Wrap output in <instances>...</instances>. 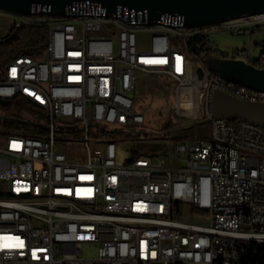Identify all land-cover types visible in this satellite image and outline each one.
<instances>
[{"label":"built area","instance_id":"1","mask_svg":"<svg viewBox=\"0 0 264 264\" xmlns=\"http://www.w3.org/2000/svg\"><path fill=\"white\" fill-rule=\"evenodd\" d=\"M48 11H0L10 34L48 30L44 54L11 60L0 79V102L20 96L44 124L33 137L0 133V264H264V132L211 115L214 91L254 103L264 95L227 86L190 44L258 32L264 14L187 28L181 15L150 25L147 10L109 13L91 2H74L63 18L41 15ZM140 34L150 48H139ZM255 51L245 43L227 59L264 70V51ZM144 74L170 77L176 116L198 122L205 112L209 138L136 140L144 117L131 95ZM182 203L201 223L174 218Z\"/></svg>","mask_w":264,"mask_h":264},{"label":"water","instance_id":"2","mask_svg":"<svg viewBox=\"0 0 264 264\" xmlns=\"http://www.w3.org/2000/svg\"><path fill=\"white\" fill-rule=\"evenodd\" d=\"M79 1L101 4L109 13L116 12L119 6L147 10L150 25L155 24L163 14H177L184 17L187 28L207 27L222 22L237 23L242 18L264 14V0H0V11L33 16L32 9L42 6L47 7L49 11L41 15L63 18L66 8ZM16 34L17 32H14L11 38ZM206 66L226 80L253 90L264 91L262 69L239 60L224 58L213 69L207 63ZM0 104L6 107L10 105V101H1ZM211 115L213 119L227 122L244 121L264 127V103L243 101L221 91H214L212 94ZM0 118L15 120L6 116ZM170 126L171 123L167 122L165 129ZM135 135L138 136L139 133L135 132Z\"/></svg>","mask_w":264,"mask_h":264},{"label":"rangeland","instance_id":"3","mask_svg":"<svg viewBox=\"0 0 264 264\" xmlns=\"http://www.w3.org/2000/svg\"><path fill=\"white\" fill-rule=\"evenodd\" d=\"M12 26L10 17L0 16V40L6 39L10 35L8 27ZM263 30L253 36H239L231 31L212 32L205 40L206 50L214 52L215 55L208 56L205 62L213 69L222 61V54L232 55L236 50L244 47V43L262 42L264 40ZM139 48H150L151 40L149 34H140L137 36ZM254 45V44H253ZM262 51L257 47L255 55L259 56ZM175 82L168 76L163 75H138V83L135 92L131 95L134 100L133 111L135 114L143 115L144 124L136 127L138 131H144L136 140L143 141L157 139L166 136L170 140H181L184 136L190 138H209L212 121L207 114L203 112V117L198 122L191 119L182 120L175 114ZM25 117V114H23ZM32 116V115H31ZM167 122L171 123L168 129H165ZM165 133V135H163ZM130 138H136L131 135ZM134 143L129 141L123 143L121 148L131 149ZM69 155H82L80 147H69L66 150ZM174 218L176 220L188 221L191 223H201L200 217L192 212V205L182 203L179 205V211L175 210ZM96 249H87L86 256H93Z\"/></svg>","mask_w":264,"mask_h":264},{"label":"trees","instance_id":"4","mask_svg":"<svg viewBox=\"0 0 264 264\" xmlns=\"http://www.w3.org/2000/svg\"><path fill=\"white\" fill-rule=\"evenodd\" d=\"M13 33L14 32L6 39L0 40V79L3 77V72L11 60L22 56L33 58L42 56L48 47V30L46 28H23L18 30L17 34L11 38ZM190 44L194 46V52L204 60H206L208 56L215 55L213 51L210 50L208 52L206 50L204 37L191 40ZM221 56L227 59L229 54H222ZM9 109L16 113L11 117L15 120H3L0 118V133L11 132L33 137L39 130L44 128V124L38 123L34 117L36 115H42L20 96H16L11 101ZM23 114H25V117ZM235 122L236 121H232L229 123L235 124ZM250 250H260V247L252 246ZM259 255L262 261V254Z\"/></svg>","mask_w":264,"mask_h":264},{"label":"bare ground","instance_id":"5","mask_svg":"<svg viewBox=\"0 0 264 264\" xmlns=\"http://www.w3.org/2000/svg\"><path fill=\"white\" fill-rule=\"evenodd\" d=\"M227 25H230V22H222L218 24V27H225ZM226 85L227 86H234V88H244L245 90H253L250 89L244 85L236 84L233 83L229 80H226ZM260 95H264V91H259ZM236 122H241V121H236ZM246 124H249L250 127L252 128H260L261 132H264V127L246 122ZM26 203H34V196H26ZM148 203H155V196H148ZM252 246H258L260 247L259 241H249V248ZM0 249H4V241H0Z\"/></svg>","mask_w":264,"mask_h":264},{"label":"flooded vegetation","instance_id":"6","mask_svg":"<svg viewBox=\"0 0 264 264\" xmlns=\"http://www.w3.org/2000/svg\"><path fill=\"white\" fill-rule=\"evenodd\" d=\"M10 105L4 107L0 104V116H6L8 118L13 117L16 113L9 109Z\"/></svg>","mask_w":264,"mask_h":264},{"label":"crops","instance_id":"7","mask_svg":"<svg viewBox=\"0 0 264 264\" xmlns=\"http://www.w3.org/2000/svg\"><path fill=\"white\" fill-rule=\"evenodd\" d=\"M261 29L263 30V28H260V30L258 31V32H255V33H251V34H248V33H246V34H244V35H241V36H246V35H248V36H253L254 34H257V33H259L260 31H261ZM245 44V43H244ZM250 44H252V43H250ZM254 45H255V47L257 48V47H261L262 48V51H264V40L262 41V42H255V43H253ZM237 51V50H236Z\"/></svg>","mask_w":264,"mask_h":264}]
</instances>
